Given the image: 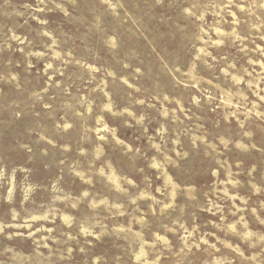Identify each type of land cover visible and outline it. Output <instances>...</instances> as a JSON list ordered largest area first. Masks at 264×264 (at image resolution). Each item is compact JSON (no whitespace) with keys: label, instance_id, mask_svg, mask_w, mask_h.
Masks as SVG:
<instances>
[{"label":"rangeland","instance_id":"rangeland-1","mask_svg":"<svg viewBox=\"0 0 264 264\" xmlns=\"http://www.w3.org/2000/svg\"><path fill=\"white\" fill-rule=\"evenodd\" d=\"M0 264H264V0H0Z\"/></svg>","mask_w":264,"mask_h":264}]
</instances>
